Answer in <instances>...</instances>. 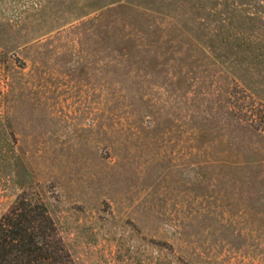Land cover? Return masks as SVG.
I'll return each instance as SVG.
<instances>
[{"label": "rangeland", "instance_id": "rangeland-1", "mask_svg": "<svg viewBox=\"0 0 264 264\" xmlns=\"http://www.w3.org/2000/svg\"><path fill=\"white\" fill-rule=\"evenodd\" d=\"M23 200L75 264H264V0H0Z\"/></svg>", "mask_w": 264, "mask_h": 264}, {"label": "trees", "instance_id": "trees-1", "mask_svg": "<svg viewBox=\"0 0 264 264\" xmlns=\"http://www.w3.org/2000/svg\"><path fill=\"white\" fill-rule=\"evenodd\" d=\"M0 264H75L52 214L22 201L0 218Z\"/></svg>", "mask_w": 264, "mask_h": 264}]
</instances>
